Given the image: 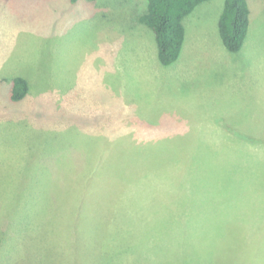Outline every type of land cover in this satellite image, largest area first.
Segmentation results:
<instances>
[{
  "label": "rangeland",
  "instance_id": "374dc122",
  "mask_svg": "<svg viewBox=\"0 0 264 264\" xmlns=\"http://www.w3.org/2000/svg\"><path fill=\"white\" fill-rule=\"evenodd\" d=\"M148 2L0 0V264H264V0L170 66Z\"/></svg>",
  "mask_w": 264,
  "mask_h": 264
},
{
  "label": "trees",
  "instance_id": "16d2710c",
  "mask_svg": "<svg viewBox=\"0 0 264 264\" xmlns=\"http://www.w3.org/2000/svg\"><path fill=\"white\" fill-rule=\"evenodd\" d=\"M69 1L76 4L80 0ZM209 1L212 0H149L147 10L139 22L154 32L158 58L163 66L175 64L182 54L186 40L185 18L199 5ZM250 18L248 0H225L219 20V33L224 47L230 53H237L243 48ZM10 92L14 102L24 101L30 93L29 82L23 77H15Z\"/></svg>",
  "mask_w": 264,
  "mask_h": 264
},
{
  "label": "crops",
  "instance_id": "0c3cea01",
  "mask_svg": "<svg viewBox=\"0 0 264 264\" xmlns=\"http://www.w3.org/2000/svg\"><path fill=\"white\" fill-rule=\"evenodd\" d=\"M224 9V8H223ZM222 12H223V10L222 11H220V17H221V15H222ZM220 19V18H219ZM186 41V40H185ZM186 46V45H185Z\"/></svg>",
  "mask_w": 264,
  "mask_h": 264
}]
</instances>
